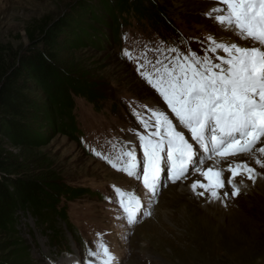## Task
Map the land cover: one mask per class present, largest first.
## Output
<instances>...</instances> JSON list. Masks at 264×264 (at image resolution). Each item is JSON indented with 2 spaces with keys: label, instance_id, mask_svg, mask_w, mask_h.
<instances>
[{
  "label": "rangeland",
  "instance_id": "obj_1",
  "mask_svg": "<svg viewBox=\"0 0 264 264\" xmlns=\"http://www.w3.org/2000/svg\"><path fill=\"white\" fill-rule=\"evenodd\" d=\"M78 1L0 0V58L7 62L27 45L28 24L57 19ZM141 1L145 11H137L131 4L133 11L126 15L127 20L120 18L113 26L92 23L103 29L101 34L107 33L105 37L102 34L104 42L98 47L72 52L62 47L59 52L60 63L72 60L85 68L100 94L97 107L85 97L75 98L74 117L81 142L62 131L58 123L54 130H48L45 144L37 147H15L3 141L23 166L19 174L50 177L86 189L79 198L61 202L66 206L68 223L55 210L49 212L53 218L50 224L34 216L32 207L19 211L14 234L0 230V261L5 264H17L12 257L16 248L26 254L27 264H86L92 259L88 250H95L99 241L109 247L115 264H264V177L257 178L247 191L241 189L236 198L210 201L207 194L198 197L189 188L193 180L207 182L194 174L184 183L162 186L155 202L149 203L141 182L114 170L102 158L114 155V148L135 146L137 159H141L137 138L129 132H143L133 111L167 110L137 71V63L144 62L143 54L152 63L157 57L174 56L170 48L203 56L207 37L219 41L227 36L205 15L215 0ZM154 10L164 14L159 16ZM116 27L121 29L119 36H113ZM126 50L132 53V60L124 56ZM31 93L45 99L41 91ZM41 121L40 116H31L27 123L35 132L47 131L49 127H43ZM93 150L102 155H95ZM116 188L138 196L142 210L151 215L141 216L138 223L128 226L118 218L122 210L116 202ZM223 191L230 192L231 188ZM176 193L185 195L180 199Z\"/></svg>",
  "mask_w": 264,
  "mask_h": 264
},
{
  "label": "snow or ice",
  "instance_id": "obj_2",
  "mask_svg": "<svg viewBox=\"0 0 264 264\" xmlns=\"http://www.w3.org/2000/svg\"><path fill=\"white\" fill-rule=\"evenodd\" d=\"M205 15L228 35L219 41L207 37L203 56L170 48L174 56L157 57L152 63L143 54L144 62L137 63L141 78L177 123L159 107L133 111L143 132H129L136 136L142 158L137 159L135 146L102 156L114 170L141 182L149 203L162 186L184 183L194 174L207 183L193 180L189 188L198 197L207 194L210 201L236 198L248 186L245 181L255 184L264 177L257 170L264 169V0H215ZM155 51L163 55L161 49ZM124 56L133 59L127 50ZM226 184L230 192L223 191ZM115 191L122 210L118 218L128 226L151 215L134 193ZM87 255L92 259L86 264H115L102 241Z\"/></svg>",
  "mask_w": 264,
  "mask_h": 264
},
{
  "label": "trees",
  "instance_id": "obj_3",
  "mask_svg": "<svg viewBox=\"0 0 264 264\" xmlns=\"http://www.w3.org/2000/svg\"><path fill=\"white\" fill-rule=\"evenodd\" d=\"M131 4L137 11H145L141 0H101L100 3L80 0L57 19H39L28 24L27 45L7 62L0 58L1 231L14 234L18 212L31 207L34 216L45 224L53 223L51 210L69 222L66 206L61 202L79 198L86 189L50 177L19 174L23 166L17 155L5 148L3 141L15 147H37L45 144L48 130H54L58 123L62 131H68L73 140L81 142L80 128L74 117L75 98L85 97L97 107L100 94L95 91L96 86L85 68L72 60L60 63L59 52L62 47L70 52L98 47L104 42L102 34L105 37L107 33L101 34L103 29L95 28L92 23L113 26L120 18L127 20L126 15L133 11ZM82 18L85 20L80 23ZM120 31L116 27L113 36L121 35ZM32 91H41L45 99H38ZM31 116H40L43 127H49L47 131H33L27 123ZM53 229L56 230L55 223ZM13 254L17 264L28 263L26 254L20 253L18 248ZM0 264L5 262L0 261Z\"/></svg>",
  "mask_w": 264,
  "mask_h": 264
},
{
  "label": "bare ground",
  "instance_id": "obj_4",
  "mask_svg": "<svg viewBox=\"0 0 264 264\" xmlns=\"http://www.w3.org/2000/svg\"><path fill=\"white\" fill-rule=\"evenodd\" d=\"M226 35H228V33L226 34ZM211 163V162H210ZM251 166H253V167H257L255 164H254V162H252V164H251ZM207 167V166H206ZM257 170L258 171H260V172H263L264 171V169H259L258 167H257ZM228 174L226 173V176H227ZM258 179H261L260 177H258ZM257 179V180H258ZM237 180H239V177H237ZM257 180H256V182H257ZM246 182V184L248 185L247 187H242L241 189H245L246 188V191L250 188L249 186H250V184L251 185H253V183L251 182V181H245ZM207 183V182H206ZM225 189H228V186H227V184H226V186H225ZM245 191V190H244ZM243 191V192H244ZM170 192H173V191H170ZM259 193V192H258ZM182 195H185V194H182V193H180V194H178V193H176L175 194V196L177 197V198H180ZM174 196V197H175ZM181 199V198H180ZM183 199V198H182ZM186 200V199H185ZM191 203V202H190ZM211 208L213 207V208H216L215 206H210ZM209 209V208H208ZM215 211V210H214Z\"/></svg>",
  "mask_w": 264,
  "mask_h": 264
}]
</instances>
